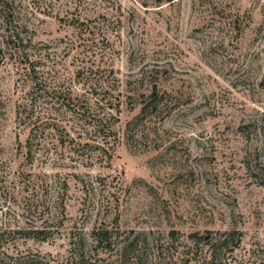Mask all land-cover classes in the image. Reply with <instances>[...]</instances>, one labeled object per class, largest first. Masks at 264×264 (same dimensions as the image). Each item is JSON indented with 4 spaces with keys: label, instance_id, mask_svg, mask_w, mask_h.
Segmentation results:
<instances>
[{
    "label": "rangeland",
    "instance_id": "obj_1",
    "mask_svg": "<svg viewBox=\"0 0 264 264\" xmlns=\"http://www.w3.org/2000/svg\"><path fill=\"white\" fill-rule=\"evenodd\" d=\"M15 1L63 94L0 58V264H264V0Z\"/></svg>",
    "mask_w": 264,
    "mask_h": 264
},
{
    "label": "trees",
    "instance_id": "obj_2",
    "mask_svg": "<svg viewBox=\"0 0 264 264\" xmlns=\"http://www.w3.org/2000/svg\"><path fill=\"white\" fill-rule=\"evenodd\" d=\"M21 13V9L18 7L15 0H0V27L4 30L3 35H0L2 37V42H0V58L5 57L6 53L9 54L13 63L17 64L18 71L23 78L31 81L32 89L28 93L29 99H27V102L23 105L20 111L24 114V121L32 120L31 122L33 123H39L38 115H36L34 119L38 101H41V98H44L48 94L54 95L56 92L61 93V91H58L56 88L55 79L52 80V78H50L49 80L48 77L45 76V72L40 68V65L45 63L43 60L44 56L41 52L42 48L40 47V43H36L33 40L31 33H29L27 21L23 18ZM99 83L101 86L102 83ZM102 88L104 87L102 86ZM60 93L59 95L63 94ZM154 93L155 89H152L148 94V97H151ZM55 96L56 95H54V97ZM56 98H58V96H56ZM73 105H75L77 111L80 112L83 104L75 103ZM86 110L83 111V114H85ZM29 136L27 143L28 147H30V152L31 145L29 144L31 137ZM36 232L41 233L43 230H37ZM107 234V229L94 231L93 239L100 244L109 239ZM71 242L72 249L70 250V259L68 261L71 264H84V253L81 251V245H78V243H75L74 241ZM131 250H134V248L127 249L126 246L123 255H126V253Z\"/></svg>",
    "mask_w": 264,
    "mask_h": 264
}]
</instances>
